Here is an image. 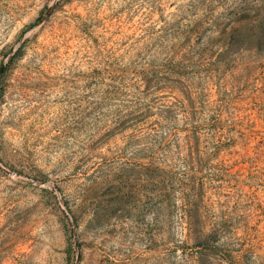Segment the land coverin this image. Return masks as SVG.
<instances>
[{"label":"rangeland","instance_id":"obj_1","mask_svg":"<svg viewBox=\"0 0 264 264\" xmlns=\"http://www.w3.org/2000/svg\"><path fill=\"white\" fill-rule=\"evenodd\" d=\"M261 17L0 0V264H264V42L239 33Z\"/></svg>","mask_w":264,"mask_h":264},{"label":"trees","instance_id":"obj_2","mask_svg":"<svg viewBox=\"0 0 264 264\" xmlns=\"http://www.w3.org/2000/svg\"><path fill=\"white\" fill-rule=\"evenodd\" d=\"M255 23L252 21L249 23H244L243 26L239 29V33L241 34H250V40L248 44L250 46H259L262 42H264V17L261 18H254ZM34 26V23H31L28 25V29L32 28ZM244 28V29H243ZM237 28L234 27L231 29V32L236 31ZM230 40V43H234V41H239L238 38L235 37L232 33L228 37ZM20 51V47L10 56L9 61H12L14 58L18 57ZM198 228L195 227L194 224H191V220H189V229ZM203 229V228H200ZM222 231L220 227H212L211 230L204 235V238L202 241L199 242V245H203L204 249H206L207 253L205 254L207 257L215 258L217 261V258L221 256V252L225 251L222 248V245H220V237H221ZM232 250H226V256L227 258H223L221 256L220 262L216 264H221V261L227 262V264H239V261H242V257L239 256H233ZM227 259V260H226ZM239 260V261H238ZM237 262V263H233Z\"/></svg>","mask_w":264,"mask_h":264}]
</instances>
